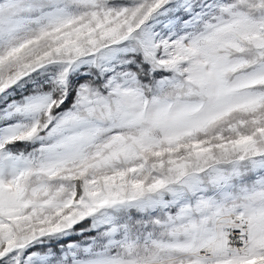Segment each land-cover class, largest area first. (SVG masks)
I'll use <instances>...</instances> for the list:
<instances>
[{
  "label": "snow or ice",
  "instance_id": "snow-or-ice-1",
  "mask_svg": "<svg viewBox=\"0 0 264 264\" xmlns=\"http://www.w3.org/2000/svg\"><path fill=\"white\" fill-rule=\"evenodd\" d=\"M0 264H264V0H0Z\"/></svg>",
  "mask_w": 264,
  "mask_h": 264
}]
</instances>
